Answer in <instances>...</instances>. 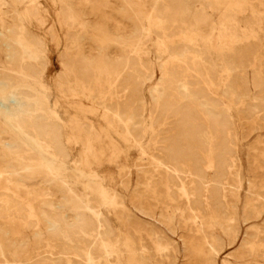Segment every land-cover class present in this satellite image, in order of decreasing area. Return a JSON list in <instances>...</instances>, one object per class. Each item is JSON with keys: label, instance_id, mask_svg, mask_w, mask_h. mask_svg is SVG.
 I'll use <instances>...</instances> for the list:
<instances>
[{"label": "rangeland", "instance_id": "rangeland-1", "mask_svg": "<svg viewBox=\"0 0 264 264\" xmlns=\"http://www.w3.org/2000/svg\"><path fill=\"white\" fill-rule=\"evenodd\" d=\"M176 1L187 11L172 27L166 0H0V98L19 91L31 118L62 133L48 142L0 105V264H41L51 252L64 260L90 244L97 264H264V0ZM131 48V70L102 69ZM181 50L227 122L221 168L219 135L200 110L205 135L190 143L207 161L201 189L189 156L177 160L176 174L157 161L179 129L177 117L158 109ZM80 56L98 69L80 74ZM65 66L71 81L61 85ZM134 76L140 115L122 109ZM81 217L85 233L77 232ZM60 225L76 232L54 235Z\"/></svg>", "mask_w": 264, "mask_h": 264}, {"label": "bare ground", "instance_id": "bare-ground-1", "mask_svg": "<svg viewBox=\"0 0 264 264\" xmlns=\"http://www.w3.org/2000/svg\"><path fill=\"white\" fill-rule=\"evenodd\" d=\"M168 1V6L167 9L166 7H163V9H166V12H164L163 14H165L164 20L165 22L174 27L177 25V18L182 19L185 10H183V8L177 7L176 0H166ZM175 1V2H174ZM179 2V1H178ZM160 3V2H159ZM178 4V3H177ZM191 7V6H190ZM156 9V8H155ZM159 9H161L159 7ZM189 10V9H188ZM190 11V10H189ZM153 12V10H152ZM155 12V10H154ZM154 12L152 14H154ZM157 12H158V8H157ZM200 12L201 11H197ZM159 13H161V11H159ZM187 13V12H186ZM196 13V12H195ZM194 13V14H195ZM158 14V13H157ZM162 14V13H161ZM206 14V13H205ZM187 15V14H186ZM196 15V14H195ZM194 15V16H195ZM209 15V14H208ZM151 16V15H150ZM198 16V15H197ZM196 16V17H197ZM204 16V14L202 15ZM152 17V16H151ZM200 17V15H199ZM210 17V15L208 16ZM156 18V16H155ZM154 18V19H155ZM206 18V17H205ZM200 19V18H198ZM148 20V19H147ZM224 20V19H223ZM156 21V19H155ZM201 21V20H200ZM210 22V21H209ZM208 22V23H209ZM224 22V21H223ZM205 24V23H204ZM214 24V23H213ZM226 24V23H225ZM208 25V24H207ZM142 26V25H141ZM224 26V25H223ZM145 27V26H144ZM143 28V27H142ZM230 34V33H229ZM216 36V35H215ZM220 36V35H219ZM233 38V37H232ZM231 39V37L229 38V40ZM234 39V38H233ZM141 40V39H140ZM144 40V39H143ZM224 39L222 38V41ZM228 40V41H229ZM224 42V41H223ZM215 45V44H214ZM75 46V45H74ZM220 48V47H219ZM138 49V48H137ZM126 50V48H125ZM133 49L131 48V50H129L126 55L122 58V60L119 61V63L114 64L113 66H108L107 68L102 67V69H106L108 70L111 74H118L121 72H124L126 70H131L132 67L137 65V61L135 60V56L134 54H132ZM181 53H177V55H175V59L176 60L174 62V65L170 68V70L167 73V78L164 82L166 90H167V100L165 101V103L159 107L158 109V114L159 115H173L175 117H177L178 119V131L175 132V134H171L169 136L166 137L165 142L163 143L164 145L162 146L163 149V154H161L160 158L157 159L158 163L160 165H164L166 166V168H169L168 166H170L172 168V172L176 174V165L178 164V159H182L183 156H189L190 159L193 161L194 164V168L196 171V177L197 181L199 182L198 184V188L201 189V187L203 186V184L206 183V177H205V163H207V161L202 158L201 156L197 155L193 150H192V144L190 143V140H193L195 143H202L203 137L205 135V128L203 127V125L199 122H196L199 118V114H200V110H205L209 113V121H210V126L212 131L216 132L219 135V141H218V153L216 156V160L217 163H219L220 167L222 168L223 164H224V160H223V152L225 149V143H224V134H225V130H226V118L222 115L220 109L219 108V104H218V99H213L209 93H207L203 87H199L196 85V82L194 80H192V78L190 77V67L188 60H185L182 58V50L180 51ZM75 53V52H74ZM73 53V54H74ZM66 54V53H65ZM71 56H73L71 54ZM181 56V58H179ZM63 57V55H62ZM74 57V56H73ZM72 57V58H73ZM70 59V58H69ZM182 59V60H181ZM191 59V58H190ZM68 60V58H67ZM71 60V59H70ZM173 60V61H174ZM75 61V66L77 65V70H79V73L84 75V76H88L89 74H91L94 70L98 69V66H93V64L86 59V57L84 56H80L78 57ZM182 61V62H181ZM69 61L66 62V64ZM69 64L71 65V62H69ZM68 65V64H67ZM68 65V66H70ZM97 65V64H95ZM212 66V65H211ZM66 67V66H65ZM95 68V69H94ZM192 68V67H191ZM94 69V70H93ZM214 69V68H213ZM229 70V69H228ZM69 71V67H66V69L64 70L62 74V77L60 78L59 83L61 85H64L65 82H70L71 80L69 79V75L68 72ZM193 74V73H192ZM194 76V74H193ZM215 76V75H214ZM107 78L109 77L106 76ZM195 77V76H194ZM212 77V76H211ZM185 80L184 83H182V81ZM88 82V81H87ZM115 83V82H114ZM113 83V84H114ZM132 86H131V92H130V98L128 100V103H126L124 106H122L123 110L126 109H130L131 112L133 113V115H140V111H139V107L142 105L143 103V99H142V95H140V91H141V86H142V82L139 78L135 77L132 79ZM252 83V82H251ZM92 86V85H91ZM115 86V85H114ZM259 88V87H257ZM261 88V87H260ZM259 90V89H258ZM262 90V89H261ZM224 94V93H223ZM20 92L19 91H11L10 93H8L6 96L0 98V105H2L4 107V112L7 115V118H9L11 121H13L14 123L18 124V125H22L24 127H27L29 129H33L34 131H36L41 137H43L46 141H51L54 143H57L60 141L61 138V130L59 128V126L55 123H45V122H41L36 116H32L31 118V114H29V110L28 108H26V106H23V102L22 99L20 97ZM165 97V96H164ZM227 97V96H226ZM242 97V95H241ZM113 98V97H112ZM243 98V97H242ZM255 100V99H254ZM11 101H16L17 102V108H15L14 110L9 108V102ZM261 101V100H260ZM259 102V101H258ZM27 103V102H26ZM220 103V102H219ZM237 103V101H236ZM221 104V103H220ZM115 110L114 112H117V117L118 120H120L121 123H124V121L121 119V112L119 109L118 104H115ZM19 107V108H18ZM260 108V107H259ZM258 109V108H257ZM251 110V109H250ZM259 110V109H258ZM154 111V110H153ZM113 115H115V113H113ZM115 115V116H116ZM228 117V116H227ZM42 118V117H41ZM43 119V118H42ZM228 120V119H227ZM232 120V119H231ZM233 122V121H232ZM125 124V123H124ZM123 124V125H124ZM228 124H229V120H228ZM126 126V125H125ZM173 126V125H172ZM126 128V127H125ZM174 128V127H173ZM138 129V128H137ZM140 129V128H139ZM138 129V130H139ZM127 130V129H126ZM141 130V129H140ZM164 140V139H163ZM66 146V145H65ZM161 148V147H160ZM68 151V150H67ZM144 151V150H143ZM56 157V156H55ZM158 157V156H157ZM153 158V157H152ZM43 159V158H42ZM155 159V157H154ZM82 160V159H81ZM156 160V159H155ZM202 160L204 161V163L202 162ZM264 160V159H263ZM83 162V161H82ZM228 164V163H227ZM226 164V165H227ZM224 167V166H223ZM59 168V167H58ZM225 169V168H223ZM171 171V170H170ZM224 172V171H223ZM178 173V172H177ZM180 173V172H179ZM224 175V174H223ZM193 176V175H192ZM226 176V175H225ZM2 178V174L0 176ZM193 176V178H195ZM222 170L220 169V171L217 174V177H215L214 180V185L212 187L213 193L218 194V192L221 189V186L223 185V181H222ZM11 180V178H8ZM2 181H4V178H2ZM5 181L6 178H5ZM14 182V180H12ZM175 182V181H174ZM8 185V184H7ZM9 186V185H8ZM7 186V187H8ZM6 187V186H5ZM220 194V193H219ZM211 196V195H210ZM209 196V197H210ZM260 197V196H259ZM199 201V199H198ZM188 202V201H187ZM217 203V202H216ZM189 204V203H188ZM198 204L200 205V203L198 202ZM219 205V204H218ZM135 213V212H134ZM92 220V219H91ZM80 223H79V228L77 229V232H83L85 233V225H86V221L84 220L83 217H81L79 219ZM201 221V220H199ZM110 224V223H109ZM92 227V226H91ZM202 227V226H201ZM101 225L99 220L96 219V222L94 224V229L96 230V238L102 240V235H101ZM58 229H64L66 231H69V233L73 232L76 229L72 228V227H64L63 225H60L57 229H54V235L58 234V232H60ZM87 232V231H86ZM92 231H90L91 233ZM49 233V232H48ZM89 233V231H88ZM4 234V233H3ZM1 236V235H0ZM3 236V235H2ZM15 236V235H14ZM78 236V235H77ZM5 237V236H4ZM43 237V236H42ZM41 237V238H42ZM79 237V236H78ZM81 237V235H80ZM79 237V238H80ZM6 238V237H5ZM35 238V237H34ZM54 239V237H52ZM72 238V237H71ZM83 238V236H82ZM7 239V238H6ZM36 239V238H35ZM79 240V239H78ZM85 239H83L82 241H84ZM88 240V239H87ZM38 241V239H37ZM51 241V240H49ZM73 241V240H72ZM81 241V240H80ZM90 240L86 241L87 244ZM40 242V241H39ZM55 242V239H54ZM53 242V243H54ZM91 242V241H90ZM89 242V244H90ZM107 242V240H106ZM28 243V242H27ZM50 243V242H49ZM52 243V242H51ZM50 243V245H52ZM56 243V242H55ZM81 243V242H80ZM96 243V242H95ZM103 243V242H102ZM149 243V242H148ZM207 243V242H206ZM4 245V244H2ZM56 246H59V244H54ZM97 245V243H96ZM145 245V244H143ZM14 246V245H12ZM16 246V245H15ZM25 246V245H24ZM28 245H26L27 247ZM44 246V245H43ZM47 246V245H46ZM45 246V248H46ZM53 246V245H52ZM25 247V249H26ZM38 247V246H37ZM106 247V246H105ZM13 248V247H12ZM39 248V247H38ZM52 248V247H50ZM56 249H58V247H56ZM66 249V247L64 248V250ZM95 246L92 244H90V246L84 251V253L79 252V254L76 252L71 254V256H69V258H66L64 260H62L61 257L59 256H54L53 253L51 252L49 254L48 258H44L43 257V261L41 260V264H97V257L95 255ZM105 249V248H104ZM17 250V249H16ZM22 250V248L20 249ZM53 250V249H52ZM59 250V249H58ZM67 250H69L67 248ZM18 251V250H17ZM24 251V250H23ZM38 251V250H37ZM44 251V250H43ZM50 251V250H49ZM66 251V250H65ZM120 251V250H119ZM26 252V251H25ZM45 252V251H44ZM68 252V251H67ZM66 252V253H67ZM4 253V252H3ZM46 253V252H45ZM72 253V250H71ZM107 253V252H105ZM2 254V253H1ZM5 254V253H4ZM24 254V253H23ZM38 254V253H37ZM42 254V253H41ZM44 254V253H43ZM42 254V255H43ZM48 254V253H47ZM55 254V253H54ZM68 254V253H67ZM57 255V254H56ZM64 255V254H63ZM66 255V254H65ZM69 255V254H68ZM107 255V254H106ZM40 256V254H39ZM46 256V255H45ZM48 256V255H47ZM61 256V255H60ZM42 257V256H40ZM3 258V257H2ZM13 258V257H12ZM39 259V258H38ZM35 260V259H34ZM37 260V258H36ZM134 260V259H133ZM6 261V260H4ZM8 261V260H7ZM15 261V260H14ZM38 261V260H37ZM10 262H12L10 260ZM31 262V261H30ZM101 262V260H100ZM109 262V261H108ZM5 263V262H4ZM16 263V262H15ZM35 263V262H34ZM39 263V262H38ZM136 263V262H135ZM21 264V263H20ZM32 264V263H31ZM36 264V263H35ZM137 264V263H136Z\"/></svg>", "mask_w": 264, "mask_h": 264}]
</instances>
